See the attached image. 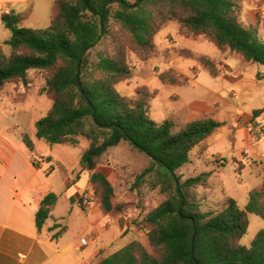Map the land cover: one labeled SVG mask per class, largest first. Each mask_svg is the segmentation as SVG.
<instances>
[{
  "label": "trees",
  "instance_id": "trees-1",
  "mask_svg": "<svg viewBox=\"0 0 264 264\" xmlns=\"http://www.w3.org/2000/svg\"><path fill=\"white\" fill-rule=\"evenodd\" d=\"M243 1L55 0L52 22L45 29L23 27L29 13L2 16L12 36L6 43L10 54L0 43V92L9 85L25 90L31 86V71L45 73V92L52 105L35 125L36 139L72 147L86 139L89 147L81 166L92 174L94 201L108 217L128 210L134 226L146 231L151 251L136 241L98 264H264V230L250 247L242 245L250 215L264 220V181L249 192L244 209L228 198L221 209L205 211L207 196L201 191L209 188L211 173L186 180L178 175L193 163L197 148L200 156L207 151L208 139L222 124L211 118L185 125L157 123L150 114L155 93L139 89L136 96L127 97L117 88L134 76L129 53L141 61L156 57L155 37L170 22H178L183 34L204 36L220 51L239 54L246 63L264 68L260 33L264 20L246 25ZM177 53L196 60L213 77L220 74L218 64L207 57L186 50ZM159 78L165 84H184L171 70ZM262 115L264 109L253 113L254 119ZM20 137L33 154V138L27 133ZM123 143L150 161L132 190L147 186L151 193L168 195L144 214L130 208L127 199L118 201L113 183L98 169L101 159ZM244 169L239 163L238 176ZM56 202L55 194L42 202L36 214L38 231Z\"/></svg>",
  "mask_w": 264,
  "mask_h": 264
},
{
  "label": "crops",
  "instance_id": "crops-1",
  "mask_svg": "<svg viewBox=\"0 0 264 264\" xmlns=\"http://www.w3.org/2000/svg\"><path fill=\"white\" fill-rule=\"evenodd\" d=\"M54 1L0 0V43L6 52L10 51L6 43L12 35L4 26L2 16L6 12L10 15L29 13L23 27L45 29L53 19ZM260 19L264 20V0H244L243 22L256 25ZM171 26L176 38L172 35L162 38L163 31ZM263 32L261 26L260 33L264 35ZM159 39L165 41L162 47L158 44ZM171 39L175 41L174 47L168 46ZM155 43L157 56L144 61L151 65L153 75L134 88L128 86L121 94L134 97L139 89L155 93L150 114L157 123L172 121L185 125L211 118L222 124L208 139V148L203 155L198 154V148L192 153L190 165L198 174L211 173L209 188L201 191L207 196L204 207L221 209L228 198H233L226 184L229 168L238 175L236 171L242 163L244 172L260 178L259 186L264 181L261 175L264 133L256 139L255 133L248 130L249 125L264 126V115L257 119L253 116L254 111L264 109V78L259 77L264 68L246 63L239 54L220 51L204 36L183 34L178 22L166 25L156 35ZM180 50L211 59L218 64L220 74L211 76L196 60L182 58L177 53ZM177 57L192 63H181ZM161 66L163 70L159 68ZM133 69L134 76L125 82L127 85L138 74L134 66ZM169 70L181 77L184 84L163 83L159 76ZM15 93L13 88L0 92V113L14 107ZM26 103H21L19 108ZM10 132L0 123V264H98L136 241L147 248L146 231L135 227L129 215L108 217L98 204L82 205V196L93 194L92 174L83 170L81 159L73 149H64L62 158L54 156L59 149L37 158V144L32 154ZM14 134L20 137L17 131ZM32 138L36 143V137ZM86 142L82 155L89 147ZM246 150H249L248 155H245ZM35 159L40 165L34 164ZM55 172L60 174L57 181L53 179ZM217 190H221L223 200H218ZM250 191H238V196L233 198L241 209L248 204ZM50 194L57 196V202L50 208L44 227L38 231L36 214Z\"/></svg>",
  "mask_w": 264,
  "mask_h": 264
},
{
  "label": "rangeland",
  "instance_id": "rangeland-1",
  "mask_svg": "<svg viewBox=\"0 0 264 264\" xmlns=\"http://www.w3.org/2000/svg\"><path fill=\"white\" fill-rule=\"evenodd\" d=\"M127 1L134 3L136 0ZM172 27L173 26H171L167 30H164L161 37L165 38L168 35H172L174 36V38H176ZM158 44L162 47L163 45H165V41H161L159 39ZM4 52L10 54V51L6 52L4 50ZM177 59L181 63H192L185 62L178 57ZM129 61L131 63V66H134L135 69L138 70V74L129 85L124 83L120 84L119 88L117 87L120 93L128 90V86L130 88L138 86L139 84H141V81L146 80L153 75L151 65L148 62H144L138 59V57L132 52L129 53ZM159 68L163 70V66ZM30 76L31 86L29 88H25V90L22 89L21 86L15 85H9L6 87L13 88L16 91L15 96H13V104L15 108L8 107L4 111L5 113H0V121H2L0 123L6 125L11 130L10 134H12L20 143H23L22 140L19 136H16L17 134L15 135L14 132L17 131L18 135L20 136L27 133L31 137H36L35 125L38 121H40L47 115L52 105L50 97L45 92V73H41L39 71H31ZM25 102L27 103L19 108V105ZM263 131L264 126H255V138L260 139ZM81 141H84L81 146L79 145L78 147H71L58 145L51 146L44 140L36 139L37 151L35 156L37 158L42 156L44 157L50 154L51 151L55 152L54 149H59L54 153V156L57 158H62L64 149H73L72 151L77 154V158L79 155V158L81 159L82 151L85 145L84 143H87V140L81 138L80 144ZM149 165L150 161L148 158L133 149L128 143H123L117 148L111 149L101 159L98 169L105 175H107L113 183L116 189L118 201L127 199V203L130 204V208H137L142 214H144L148 211H151L165 198L168 197V195L161 196L158 194L156 195V193H151V191L148 190L147 186L132 190V186L136 182L137 176L140 175L147 167H149ZM197 174L198 173H196V170L194 168L192 169L191 166L186 167L178 172V175L181 176L183 180H186L189 177L196 176ZM227 175L228 178L226 179V184L228 186V192L232 195L233 198L238 196V191L245 192L256 189L262 183L260 178H257L254 174L251 175L248 171H242L241 176H238L234 174L232 168H229L227 170ZM261 175L264 178V169H262ZM59 177V172H55V175L53 176L54 181H57ZM92 193L94 194V191ZM217 197L218 200L219 198L221 200L224 199L221 195V190H217ZM239 200L241 201L242 199ZM204 210L208 211L209 209L207 206H205ZM127 212L128 210L126 212L120 213L119 215H127ZM261 230H264V220L257 216L251 215L250 227L248 233L242 239V245L245 247H250L253 240ZM143 242L146 243L145 241ZM147 248L149 251H151V248L148 244Z\"/></svg>",
  "mask_w": 264,
  "mask_h": 264
},
{
  "label": "built area",
  "instance_id": "built-area-1",
  "mask_svg": "<svg viewBox=\"0 0 264 264\" xmlns=\"http://www.w3.org/2000/svg\"><path fill=\"white\" fill-rule=\"evenodd\" d=\"M5 15H10V13L9 12H6ZM174 45H175V42H174V40L171 39L169 41V46L174 47ZM248 130H249V132L251 134H254L255 133V127L253 125H249L248 126ZM248 154H249V150H246L245 151V155H248ZM36 164L37 165H40V162H37ZM81 202H82V205L84 207H91V206H93V205L96 204V202L93 199V194H90V193H85L82 196Z\"/></svg>",
  "mask_w": 264,
  "mask_h": 264
}]
</instances>
